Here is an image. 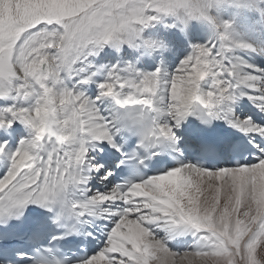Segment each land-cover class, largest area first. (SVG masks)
I'll return each mask as SVG.
<instances>
[{
  "label": "snow or ice",
  "instance_id": "snow-or-ice-1",
  "mask_svg": "<svg viewBox=\"0 0 264 264\" xmlns=\"http://www.w3.org/2000/svg\"><path fill=\"white\" fill-rule=\"evenodd\" d=\"M257 56L264 0H0V264H264Z\"/></svg>",
  "mask_w": 264,
  "mask_h": 264
},
{
  "label": "bare ground",
  "instance_id": "bare-ground-1",
  "mask_svg": "<svg viewBox=\"0 0 264 264\" xmlns=\"http://www.w3.org/2000/svg\"><path fill=\"white\" fill-rule=\"evenodd\" d=\"M201 35L204 36L206 38V30L201 28ZM250 62H253L256 64L257 67H264V57H254L252 61ZM241 103H246L245 101H241ZM250 107V106H249Z\"/></svg>",
  "mask_w": 264,
  "mask_h": 264
}]
</instances>
